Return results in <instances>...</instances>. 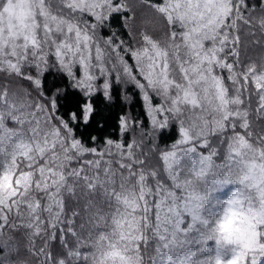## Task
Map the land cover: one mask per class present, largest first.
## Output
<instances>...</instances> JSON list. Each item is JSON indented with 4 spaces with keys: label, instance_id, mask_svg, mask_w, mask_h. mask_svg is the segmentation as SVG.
Returning a JSON list of instances; mask_svg holds the SVG:
<instances>
[{
    "label": "snow or ice",
    "instance_id": "6c2138e0",
    "mask_svg": "<svg viewBox=\"0 0 264 264\" xmlns=\"http://www.w3.org/2000/svg\"><path fill=\"white\" fill-rule=\"evenodd\" d=\"M141 4L0 0V264H264V0Z\"/></svg>",
    "mask_w": 264,
    "mask_h": 264
},
{
    "label": "rangeland",
    "instance_id": "374dc122",
    "mask_svg": "<svg viewBox=\"0 0 264 264\" xmlns=\"http://www.w3.org/2000/svg\"><path fill=\"white\" fill-rule=\"evenodd\" d=\"M129 1H132V0H129ZM143 29L149 31V34L153 36L154 34L153 31L155 30H151L148 27H144ZM194 163L195 161L192 157L184 158V164L186 167L191 166ZM209 181H211V177H209ZM235 187L236 186L232 183L210 184L209 185V202L206 207L205 214L211 217L212 219L217 218L223 211L224 202L230 197L231 193L235 190ZM244 224H247V228L242 227V225ZM253 226H254L253 220H249L247 218L242 219L238 214L234 213L228 219V221L225 224H222L220 227H221V231L227 234L228 236L238 235L241 238H243L252 230Z\"/></svg>",
    "mask_w": 264,
    "mask_h": 264
},
{
    "label": "trees",
    "instance_id": "16d2710c",
    "mask_svg": "<svg viewBox=\"0 0 264 264\" xmlns=\"http://www.w3.org/2000/svg\"><path fill=\"white\" fill-rule=\"evenodd\" d=\"M130 4H133L134 9L136 10V21L134 23L135 29L138 31H145L149 34V31L143 29L144 27H148L151 30H155L153 31V37L156 39H163V31L160 25L159 20L154 16V14L146 7H144L141 4V0H132L129 1ZM143 8H142V7ZM139 107L136 108V111H139ZM165 143L170 144L171 141H166ZM161 166H162V161H161ZM105 245L107 244V241H104ZM95 251V249H94ZM97 255H99V253L97 252Z\"/></svg>",
    "mask_w": 264,
    "mask_h": 264
},
{
    "label": "clouds",
    "instance_id": "9594fccd",
    "mask_svg": "<svg viewBox=\"0 0 264 264\" xmlns=\"http://www.w3.org/2000/svg\"><path fill=\"white\" fill-rule=\"evenodd\" d=\"M230 217H231V215L229 216V218ZM229 218L225 219V217L223 215V211H222L221 214L216 219H218L219 226H221L222 224H225L228 221Z\"/></svg>",
    "mask_w": 264,
    "mask_h": 264
}]
</instances>
